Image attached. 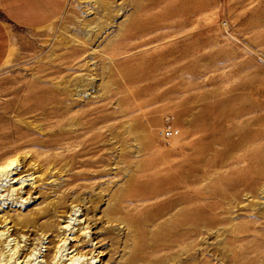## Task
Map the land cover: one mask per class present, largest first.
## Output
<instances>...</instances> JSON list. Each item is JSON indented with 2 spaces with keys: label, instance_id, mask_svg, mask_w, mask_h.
Masks as SVG:
<instances>
[{
  "label": "rangeland",
  "instance_id": "obj_1",
  "mask_svg": "<svg viewBox=\"0 0 264 264\" xmlns=\"http://www.w3.org/2000/svg\"><path fill=\"white\" fill-rule=\"evenodd\" d=\"M8 158L7 264H264V0H68L13 29Z\"/></svg>",
  "mask_w": 264,
  "mask_h": 264
},
{
  "label": "crops",
  "instance_id": "obj_2",
  "mask_svg": "<svg viewBox=\"0 0 264 264\" xmlns=\"http://www.w3.org/2000/svg\"><path fill=\"white\" fill-rule=\"evenodd\" d=\"M68 0H0V68L11 51L12 30L34 31L56 21Z\"/></svg>",
  "mask_w": 264,
  "mask_h": 264
},
{
  "label": "bare ground",
  "instance_id": "obj_3",
  "mask_svg": "<svg viewBox=\"0 0 264 264\" xmlns=\"http://www.w3.org/2000/svg\"><path fill=\"white\" fill-rule=\"evenodd\" d=\"M17 158V157H16ZM16 158H8L5 162L0 164V174H7L8 173H12V171L14 170V172L17 170V159ZM32 174L30 173L29 175L25 176V177H20L18 178L15 182L18 184H20L19 186L23 185L25 181H29L32 180V182L29 183V185H33L34 183H36L34 181V178H31ZM28 179V180H27ZM39 179V178H38ZM37 181V180H36ZM41 181V180H40ZM16 191V190H15ZM2 216V215H1ZM25 216V215H24ZM2 218V217H1ZM27 218V217H26ZM5 222V221H4ZM79 222V221H78ZM6 223V222H5ZM5 227V226H4ZM78 229V228H77ZM76 229V230H77ZM75 230V231H76ZM84 231V230H83ZM72 232V231H71ZM79 232V229H78ZM77 232V233H78ZM76 233V234H77ZM81 233V232H79ZM83 233V232H82ZM1 236V235H0ZM8 236V235H7ZM63 236V235H62ZM84 236V235H83ZM61 239V238H60ZM60 243V242H59ZM67 243V242H66ZM11 253L6 254L5 251L0 250V264H7L9 261H11V259L13 258V256L15 255L16 251L15 250H10ZM72 253V252H71ZM76 253V252H75ZM58 254V253H57ZM70 254V253H69ZM62 255V254H61ZM79 256V254H78ZM81 257V256H80ZM78 257L76 254H71L69 255V257L62 263H54V264H65L66 262H68V264H74L77 261ZM18 261V259L15 258L13 263H16Z\"/></svg>",
  "mask_w": 264,
  "mask_h": 264
},
{
  "label": "built area",
  "instance_id": "obj_4",
  "mask_svg": "<svg viewBox=\"0 0 264 264\" xmlns=\"http://www.w3.org/2000/svg\"><path fill=\"white\" fill-rule=\"evenodd\" d=\"M176 132L174 129L168 127L163 133H162V136L165 137V138H169L173 135H175Z\"/></svg>",
  "mask_w": 264,
  "mask_h": 264
}]
</instances>
